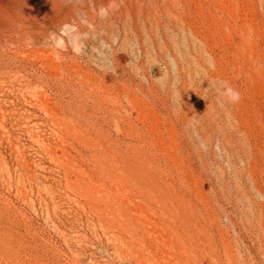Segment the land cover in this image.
<instances>
[{"label": "rangeland", "instance_id": "374dc122", "mask_svg": "<svg viewBox=\"0 0 264 264\" xmlns=\"http://www.w3.org/2000/svg\"><path fill=\"white\" fill-rule=\"evenodd\" d=\"M0 264H264V0H0Z\"/></svg>", "mask_w": 264, "mask_h": 264}]
</instances>
